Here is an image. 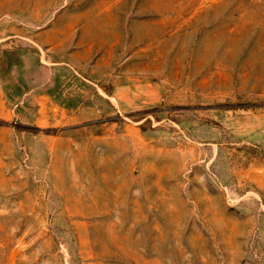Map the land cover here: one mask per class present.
<instances>
[{"label":"rangeland","instance_id":"obj_1","mask_svg":"<svg viewBox=\"0 0 264 264\" xmlns=\"http://www.w3.org/2000/svg\"><path fill=\"white\" fill-rule=\"evenodd\" d=\"M0 264H264V0H0Z\"/></svg>","mask_w":264,"mask_h":264}]
</instances>
